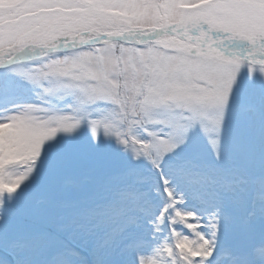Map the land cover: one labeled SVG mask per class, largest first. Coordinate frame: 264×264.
Masks as SVG:
<instances>
[{
  "label": "snow or ice",
  "instance_id": "1",
  "mask_svg": "<svg viewBox=\"0 0 264 264\" xmlns=\"http://www.w3.org/2000/svg\"><path fill=\"white\" fill-rule=\"evenodd\" d=\"M0 264H264V0H0Z\"/></svg>",
  "mask_w": 264,
  "mask_h": 264
}]
</instances>
